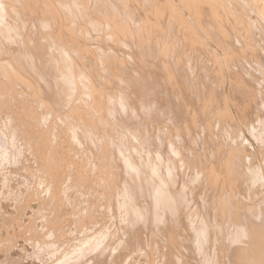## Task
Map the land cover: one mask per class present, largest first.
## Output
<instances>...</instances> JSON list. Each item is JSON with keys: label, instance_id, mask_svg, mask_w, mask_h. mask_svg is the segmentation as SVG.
<instances>
[{"label": "bare ground", "instance_id": "6f19581e", "mask_svg": "<svg viewBox=\"0 0 264 264\" xmlns=\"http://www.w3.org/2000/svg\"><path fill=\"white\" fill-rule=\"evenodd\" d=\"M179 1L195 15L202 12L211 23L209 22L207 26L206 21L201 22V27L205 30H208L209 26L215 29L219 41L233 39L234 33L230 28V23L225 20L218 22L215 11L205 4V1ZM4 2L0 0V52L9 51L10 57L6 61L0 60V94L2 91L3 93L8 92V96L0 97V105L6 108L4 102L9 95L13 94L9 90L20 85L26 88L24 90L20 86L25 92H23L24 95L21 97L23 99H20V103L26 99L25 95L32 92V98L36 99H33L34 104L43 106L50 104L52 109L58 110L63 107L68 98L76 97L77 90L82 92L84 89L83 92L90 91L92 95L81 97L79 102L81 103L80 111L90 112V116L84 117L83 113L72 115L71 119L77 123L81 120L78 123L80 128H77L74 133L68 132L69 134L62 138L46 134L42 126L35 124L36 116L30 112L26 125L29 131L23 128L22 130L13 128L14 116L12 118L10 114L4 115L2 121L0 117V167L5 169V173L2 172L3 169H0V194L11 193V196L7 197L14 200L19 193H22L21 187L25 183L27 188L23 196L29 200L23 204L28 205L27 202L32 200L35 204L36 202L39 204L41 211L47 213V210L52 211L51 207L54 208L53 203L54 205L60 203L65 197V194L60 191L66 188L62 189V184L60 187V179L57 176H63L67 169L70 172L79 167L80 170H75V172L80 177V171H84L85 175L89 173L90 177L97 176V181H94L96 177L94 179L91 177V179L101 186L99 189H102V192L99 196L109 210H106L105 214L112 215V217L119 216L120 213L125 214V216L117 217L118 220L115 218V223L112 225L116 226V230H113L114 233L111 231L113 235L109 233L108 228H105L108 235L102 234L104 230L92 233L93 229L81 225V217L87 213L91 214L88 207L89 202L87 203L89 209L86 207L77 209L75 212L80 204L77 201V195H72L71 199L65 197L71 204L70 211L72 212L70 213L75 223L73 227L78 231L71 234L70 227L64 226L66 223L56 224V219L53 218L54 222L51 221L53 224H48L49 219L46 218L45 213L43 215L40 213L41 216L39 215L36 219L34 217V220L29 218L31 222H26L29 224L26 226L25 233L28 232L32 237L30 239L32 242H29L34 250L33 255L31 254L33 259L30 255L32 261H37L38 264H127L126 256L129 252L140 250L145 254L144 256L148 257L149 264H154L155 261V264H264V188L262 190V187L257 186L253 181L254 173L259 174L258 165L254 163V169L237 165L239 159L238 157L235 159V156L226 160L223 146L227 145L228 141L219 137L210 138L211 136H223L224 129L228 127L225 126L227 111H218L226 107L228 102L234 104L239 113L238 116L245 121L252 112L255 114V111H258L260 124L264 126V71L252 72L249 79L251 80L250 88H247L248 86L239 81L245 75L238 69L236 62L219 61L214 67L213 65L205 66L197 57L194 40L189 39L192 57H189V61H184L177 53L179 51L176 49V42L171 40L173 46H169L168 39H164L163 36L157 38L161 35L157 31L143 33L140 31L139 35L135 31L130 35H124L126 33L123 29L125 25L127 27V20L120 18L121 24H117V27L123 37H118V34L111 35L109 29L99 31L93 22L95 21L93 17L98 16L95 15L94 8L103 20H110L114 15L124 11L125 6L131 3L140 13L148 10L142 7L147 2L145 0H90V2L87 0H50V4L56 7L55 14L44 16V22H38L45 25V30L43 29L45 34L40 36L41 39L43 38L41 42L38 29H42V26L37 28L35 36L33 33L35 22L40 19L33 18L41 17V13L36 9L37 0H21L23 7H19V10L20 4L17 6L16 2H11L17 10L13 9L14 7L8 10ZM26 2L31 5L25 4ZM247 4L252 9L258 8L264 14V0H249ZM25 5L31 6L30 9ZM173 10L175 9L172 8L171 11ZM127 13H129L128 10ZM152 13L160 17L157 18L159 22L165 21L156 10L153 9ZM238 15L240 16L241 13ZM22 16L29 20L23 19ZM150 18L148 19L151 22ZM155 22L154 24L158 25V22ZM162 23L158 27L160 31L166 27L165 22ZM62 24L63 26L68 25L63 27ZM168 49H171L170 54L164 58L162 52ZM82 57L89 61H86L88 63L85 67L81 66L82 64L79 66ZM186 62L189 63V67ZM206 69L209 70L207 74ZM222 69L228 72L226 78L221 77ZM215 71L222 79H217V81L215 79V84L209 86L211 80H208L210 78L208 74L215 75ZM231 74H236L237 77ZM227 82L230 85L228 93L223 92ZM99 85L102 89L108 88L111 91L110 94L105 95L103 106L105 115L114 122L111 124L113 128L111 136H94V125L100 130L105 122L102 120L103 115L94 113L97 108L95 104L102 101L101 94L94 95L93 93V89H98ZM235 89H237V95L232 97L230 94L235 92ZM120 90L126 93L129 91L131 105L138 111V115L127 107V101L123 100L122 96H115ZM151 91L156 94V103L153 100L150 101ZM147 92L149 94L144 101L146 103L139 104ZM190 103L197 105L199 110ZM144 104L151 107L145 113L140 110ZM157 105L160 109L157 114L162 115L160 123L163 127L169 128V135L148 124L146 116L153 111L157 112L155 111ZM189 106L195 108L192 109L194 112L189 111ZM8 108L6 113L11 109ZM195 110H198L197 115ZM41 115L45 118V115ZM189 115L193 120L189 118ZM9 118H12V123ZM15 118L17 123L20 119ZM123 121L133 124L139 134L144 135L145 133L147 136L134 138L122 136L114 126ZM19 126L17 127L20 128ZM81 127L87 131L82 132L83 136H80ZM190 130L195 136L190 139H195L194 146L201 151V154L196 156L201 161L204 158L205 163L206 161L212 163L213 166L209 169L196 168L195 161L193 164L195 169L192 171H189L190 168L180 167L183 166L180 164L181 157L183 161L186 160L185 163L189 162L187 160L189 149L186 142H189V134L192 135ZM183 136L187 139L185 137L183 139ZM63 141L65 145L60 147ZM72 141L77 143L76 147ZM59 148H63L62 152ZM181 151H183L182 154ZM193 152L191 151L190 155ZM26 154L35 159V164L32 159L29 161V156L24 157ZM64 160L67 161L64 166L66 170L59 172L58 170L62 168L60 164L63 165L61 162ZM72 160L77 165L71 163ZM59 161L60 164H58ZM190 162L188 164L192 163ZM21 170L25 172L27 178L23 177L19 180L21 186L14 185V182L12 184L15 177L12 178L11 173L15 175ZM186 170L189 171L187 174ZM201 175L203 176L200 177ZM15 176L17 178V175ZM183 177L184 180H182ZM84 179L81 178L82 181H85ZM80 181L76 189L82 193L81 190L84 188ZM34 191L40 194L45 192L46 196L41 198L33 195L36 197L32 198ZM255 193L260 194L259 197ZM26 194H29L32 199L30 200ZM128 195L134 201L130 207L121 199L127 201ZM258 198L263 201L256 204ZM21 200L26 199L22 197ZM13 203L15 204V200ZM49 205L52 206L49 207ZM27 208L31 212L30 207ZM194 208L197 209L195 219L192 214ZM87 217L89 218V215ZM37 219L39 223L35 221ZM2 228L5 231V227ZM39 231L42 234L37 237ZM11 234L13 233L10 232L9 236ZM46 234L50 236V239L42 240L41 237ZM76 234L82 237L79 238ZM10 241L12 244L11 239ZM5 243L6 241L3 247L0 244V251L5 247ZM10 247L12 246L8 244L7 248ZM4 252H7L6 249ZM0 264H7L6 259Z\"/></svg>", "mask_w": 264, "mask_h": 264}, {"label": "rangeland", "instance_id": "374dc122", "mask_svg": "<svg viewBox=\"0 0 264 264\" xmlns=\"http://www.w3.org/2000/svg\"><path fill=\"white\" fill-rule=\"evenodd\" d=\"M2 1L3 2L5 1L4 4H5L6 8L7 9L9 8L10 10H12L11 7L12 8L14 7V5H11V2L12 3L16 2L17 6H18V4L21 5V0H9V1L8 0H2ZM145 1H147V2L145 5H142V7L144 9H148V10H144L143 12L140 13V12H138L137 8L131 3L130 5L125 6L126 9L124 11L119 12V14L114 15L113 17L110 18V20H103L99 16L97 9L94 8V10H96L95 15H98V16L93 17V19L95 20L93 22L97 25V28L99 29V31L102 29L103 30L109 29V30H111V35L114 36V34L115 35L118 34L117 35L118 37L119 36L123 37V34L119 33V31H118L119 29L117 27V24H121L120 18L127 20V22H126L127 27L125 25L124 29H123V32L126 33L124 35H130L131 32H135V31H137L138 35H139L140 31L142 33L143 32H156L157 31L158 34H161L160 36H157V38L159 39L160 37L163 36L164 39H168L167 44L169 46H173L172 41L176 42V44H177L176 49L179 51L177 53L181 57V59H183L184 61H186V60L189 61V57H192V55H190V52L192 50L189 49V39L194 40V42H195L194 46L197 49V51H196L197 57L199 60H201V62L205 66L208 67L210 65H213V67H214V66H216L217 62H219V61L224 62V63L225 62H233V61L236 62V65L239 67L238 69L245 75V77L239 81H241L243 85L248 86L247 88H250L249 83L251 82V80H249V79L252 76L251 73L252 72L256 73L257 71L258 72L264 71V68H263V66H264V14L258 8L252 9L251 7H249V5L247 4L249 0H202V1H205L206 2L205 4L212 7V9L215 11V13H216L215 15L217 16L218 22L221 20H225L227 23H230V25H231L230 28H232V32L234 33L233 39L231 38L230 41H228V40H220L219 41L218 40L219 36H217V31L215 29L211 28L210 26L208 27V30L207 29L205 30L204 27H201V22L204 23L205 21H206L205 24L207 23L206 25L208 26V24L210 22L209 19L206 18V16L202 12L197 13V15L193 14L189 9H186L185 6H183L179 0H145ZM87 2H90V0H87ZM25 4L31 5V3H27V2ZM20 5L18 6V10H19V7H23V5H21V6ZM8 6H10V7H8ZM179 6H181L182 8ZM25 7L30 9L31 6L25 5ZM55 8L56 7H53V4H50V0H37L36 9L39 13H41V17L37 16V17L33 18V19L40 18L37 20V22H35V30L33 33L35 36V34H37V33H35L37 28L38 27L41 28V26H42V29H38L39 30L38 36H39L40 42L43 40V38L41 39L40 36L45 34V33H43V29L45 30V25L44 24L41 25L42 23L39 24L38 22L39 21L44 22V20H43L44 16H48V15L50 16V14H52V15L55 14L54 13ZM172 8L175 10L171 11ZM13 9L17 10L16 6ZM153 9L156 10L157 12H159V14L161 15V18H163L165 20L164 22L166 25L165 28H167L166 30H165V28L161 27L162 31H160V28H158L159 25L162 23V21L159 22V20L157 18H160V17H157L152 13ZM127 10L129 11V13H127ZM238 13H241V15L239 16ZM34 14H35V12H34ZM22 15L24 16V14H22ZM23 16H22V18H23ZM153 16H154V18H153ZM150 17H152L153 20ZM24 18L28 19L27 17H24ZM148 18L151 19V22L149 21ZM205 19H207V20H205ZM21 21H23V20H21ZM155 21L158 22V25ZM232 21H233V23H231ZM154 22L156 24H154ZM67 25L68 24H65L63 26V24H62L63 27H65ZM43 26H44V28H43ZM59 26H61L60 23H59ZM63 27H61V28H63ZM124 37H126V36H124ZM167 37H169V38H167ZM33 40H34V37H33ZM196 42L198 43V45H197L198 47L196 46ZM5 46L7 48H9L7 44H5ZM194 46H191V47H194ZM183 47H186V48H183ZM205 48H207V50ZM172 50L174 51L175 49H172ZM170 51H171V49H168L166 52H162V56H164V58H166L167 56H169ZM208 54H213V55H208ZM9 57H10L9 51L0 52V60L6 61V60H8L7 58H9ZM215 59L217 61H215ZM86 61H88V59H85L82 57L81 61L79 63V66H80V64H82L81 66L85 67L86 64L89 62V61L88 62H86ZM210 63H212V64H210ZM186 64L189 67V63L186 62ZM79 72H81V71H79ZM208 72H209V70L206 69V74ZM220 73H221L222 78H226V75H228L227 70L222 69V72L220 71ZM231 75H236V74H231ZM208 76L210 77L208 80H211V83L209 84V86H213L215 84V79H216V81H217V79H222L219 77V74L216 71H215V75L213 73H211V75L208 74ZM236 77H237V75H236ZM77 78L79 79V76ZM20 86H15L11 90H9L13 94L9 95L10 98L8 97V99L5 100L4 104H6V108H5V106L3 107V105L2 106L0 105V107H1L0 110L3 108V110L0 111L1 112L0 113L1 114L0 115L1 121H2V119H4V115L10 114V117L12 116V118H13V116H14V118L15 117L18 118V116L20 114H22V112L24 111L23 112L24 114L19 116L18 119H20V120L17 123H16V121H17L16 118L15 119L13 118L15 123H12V121H13L12 118H9L10 122L13 124V128H17L18 130L19 129L22 130V128H23V130L27 129L29 131V129L27 128L28 126H26V125L28 123L27 118L29 117V115L31 113V114H34L36 116L35 124L42 126V128L46 134H48L49 136H58V137L61 136V138H62L63 136H67V134H69L68 132L74 133V132H76L77 128H80L78 123H80L81 120L77 123L76 121L71 119L72 115L76 116V115L83 113L84 117L90 116V112L80 111L81 110V103H79L81 97L85 98L88 96V94L91 97L92 93L90 91L89 92L85 91L86 92L85 93V92H83L84 89H82V92H79L77 90L76 97L75 98H68L67 102L63 105V107H61L60 110H58V109H52L50 104L44 105V106L41 104H39V105H37L36 103L34 104L33 99L34 100H36V99L32 98V96H33L32 92H29L28 95H25L26 99L22 103H20L21 102L20 99H23L21 97L25 93L23 91L24 87L21 86V87H23L21 89ZM229 86L230 85L227 82V86L225 85V91H223V92L228 93L230 91ZM101 87L102 86L99 85L98 89H93L94 95L101 94L100 98L102 99V101H99L96 103L97 105L95 104V106H97V108L95 107L96 111L94 113L97 115H103L102 120H105V122H103L104 127L100 130H98L96 128V126L94 125V136H111V132L113 130L111 124H113L114 122L111 118H108V116L105 115V112L103 110L104 109L103 106L105 105V100H104L105 95L110 94L111 91L108 88L102 89ZM166 89H167V87H166ZM24 90H26V88H24ZM118 92L119 93L115 96H122L123 100L127 101V107L132 112H135V114L138 115V111L133 109V107L131 105V99H129V96H128L129 91H127V93L124 92L123 90H120ZM148 94H149V92H147L143 101H141L139 104L146 103L144 101L148 98ZM111 95H112V93H111ZM230 95L232 97L236 96L237 95V89H235V92H232ZM4 96H8V92L3 93V91H2L0 94V97H4ZM143 96H144V94H143ZM155 96H156V94L151 91L150 97H149L150 101L153 100L156 103V97ZM263 96H264V94H263ZM11 98H13V99H11ZM263 99H264V97H263ZM18 100H20V101H18ZM12 102H13V104H12ZM192 105L196 109L199 110V108L196 107L197 105L191 104V106ZM191 106H189V111L191 110L194 112V110H192V109H195V108H193ZM8 107H10L11 109L8 110L9 111L8 113H6L7 109H9ZM263 107H264V105H263ZM148 108L150 109L151 107L145 106V104H144V106L140 107V110H141V112L145 113L146 111H148ZM202 108H203V106H202ZM4 109H6V111ZM204 109H205V107H204ZM159 110L160 109L158 108V105H157V108L155 110L157 112L153 111V112L149 113V116H146L148 118V124H149V126L153 127L154 129H160V130H162V132L164 131L165 133L167 132V134H168V133H170L168 130L169 128L163 127V125H161V123H160V117L162 115L157 114L159 112ZM198 110H195L196 115H197ZM207 110H208V107H207ZM222 110L227 111V115H226L227 124L225 126H228V127H226L224 129L223 136H211L210 138L211 139H214L217 137H219L220 139L224 138L225 140H227L229 142V143L227 142V145L223 146V148H224L223 152H224V155L226 157V160L227 159L230 160V157H232V156H235V159L238 157L239 160L237 162V165L240 164V165H243V167H248V168L251 167V169H254V163H256L258 165V168H259V174L254 173L253 181L255 184H257V186H261L262 190H263V188H264V126H262L260 124L261 120L259 121V114H257L258 111L257 112L255 111V114H253V112H252L250 114L252 117L248 116L247 121H245L244 119H242L241 117L238 116L239 113H237V110L234 107L233 103L228 102L226 107H224L223 109H220L218 111L222 112ZM192 113H191V115H193ZM41 114L45 115V118ZM191 115H189V118H191L193 120ZM24 117L26 118V120ZM5 119H6V117H5ZM21 119H24L23 121L24 122L27 121V122L23 123V121ZM191 119H189V120H191ZM84 120H87V118H84ZM16 125L17 126L21 125V126H19L20 128H18ZM194 126L195 127L197 126L196 122L194 123ZM114 127H116L117 130L119 132H121L120 134L122 136H131L133 138L139 137V136H147L145 133H144V135L139 134L138 130L133 126V124H130L128 121L127 122L123 121L121 124L116 123V125ZM81 128H82V131L80 132V136H83L82 132L83 131L87 132V131L84 127H81ZM189 128L191 129V127H189ZM192 130H193V128H192ZM190 132L192 133V135L189 134L190 135L189 136V142H186V143H188L187 147L189 149V156H188L189 159H187V160L189 162L191 161L192 163L190 162L191 164H188L189 162L185 163L186 160H184V161L182 160L181 154L184 151L183 150V151H181V154L179 155L181 157L180 164H183V166H180V167H186L187 169L190 168L189 171H192L193 169H195L194 166H196V168H201L203 170L205 168L209 169L210 166H213L212 163L210 164L207 161L205 163L204 158H202L203 161H201L200 158H198L199 154H201V151L197 147H196L197 148V150H196V148L194 146L195 145L194 144L195 139L191 138L193 141L190 139V137L195 138V136L193 135V131L190 130ZM84 136H86V134H84ZM148 136H150V135H148ZM184 137L186 138V136H183V139H184ZM72 144L74 145V147L77 146L76 145L77 143H75V141H72ZM64 145H65V142L63 141V143L60 145V147H62ZM59 149H60L59 151L62 152L63 148H59ZM192 149H195V150H192ZM191 151H194L193 153H195V155H192L193 153L190 155ZM196 155H198V156H196ZM25 156L27 157L29 155L26 154V155H24V157ZM179 156H177V157L179 158ZM29 158H30L29 161L32 159V162H34V164H35V159L31 156H29ZM66 162L67 161L64 160V162H61L63 165H61L60 161H59L58 164H60V166L62 167L61 169L59 167V169L61 170V171L58 170L59 172L66 170L64 167ZM71 163L76 164V162H74L73 160ZM194 163H195V165L193 166ZM176 164L178 165V163H176ZM187 164H188V166H187ZM207 165H208V168H207ZM63 167H64V169H63ZM56 168L58 169V166H56ZM0 169H1V167H0ZM2 169H1L2 172L5 173V169L4 168H2ZM75 170L76 171L80 170V168L76 167ZM75 170L74 171L72 170L69 172V170L67 169L66 171H64L65 173H63V176H57V178L60 179L59 180L60 187L63 185L62 189L66 188L64 190H61L60 193H64L65 195L64 194L63 195L67 198H70V199L72 198V195H77V199H78L77 201H79L80 204H78L77 208L75 209V212L77 209H82V208L85 209L87 207V203L89 202L88 207L90 209L88 207H87V209H89V211H91V214L87 213L85 215L86 217L85 216L81 217V220H82L81 225L82 226L89 227L90 229H93L92 233H96L100 230H104L102 232V234L105 235V234H107V229L105 230V228H108L109 233H112L113 230L114 231L116 230V226L112 225L113 223H115V218H116V220H118L119 218H117V217H120L121 215L125 216V214L120 213L119 216L116 215L113 217H112V215L109 214L113 219L109 218L110 216L105 214V211L108 210L107 209L108 206L105 205L106 203L104 201H102L100 199V196H99L102 192L101 191L102 189L101 190L99 189V187L101 188V186L98 185V183H94V181L98 180L97 176H91V177H93V179L96 177L93 181V179H91L89 173H88V175H85L86 173H84V171H80L81 172V177H80L79 174L75 172ZM189 171H187L186 174ZM66 172L70 173V174L68 175ZM71 172H73V173H71ZM18 173H19V175H18ZM18 173L15 174V175H17V178L13 174V172L11 173V177L16 178V179L13 178V181L11 183L12 184L15 183L14 185L18 184L19 186H21L19 180H21L23 177L27 178V176L23 170L18 171ZM56 173H58V172L56 171ZM213 173H210V174H213ZM66 174H67V176H66ZM0 175H1V171H0ZM20 176H21V178H20ZM85 176H87L88 178L90 177V178L88 179ZM202 176L203 175H201L200 177H202ZM83 177L86 178L87 180H85ZM81 178H82V180L84 179L85 181H82ZM90 180H92L93 182ZM182 180H184V177L182 178ZM15 181H17V182H15ZM64 181H65V183H64ZM78 181L83 183V184H81L84 188V190H81L82 193H80V191H78L76 189ZM24 184L21 187L22 193H19V196L15 197V199H14L15 204L13 203L14 200H12V198L11 199L8 198L9 196H11L10 195L11 193L8 195L0 194V195H2V196H0V199H2V200H0V207H1L0 208L1 209L0 210V219L3 218L2 220L6 222V223H4L2 220H0V225L2 227H5L4 230L6 231V233H5V231H3V228L0 226V236H2V237H0V240H2V241H0V244L2 245V247L4 245L3 243L6 241L5 247L3 248V250L1 249L2 252L0 251V262H3V260L6 259L7 264H38L37 261L36 262L34 260H33L34 262L32 261V259H33L32 255L34 252V250H32L33 246L30 244L32 242V240H30V239H32V237H31V235L28 234V232L26 234L25 231H26V226L31 222L30 221L31 219H33L34 217H35L34 219H36L39 215L41 216L40 213H42V215L45 213L43 210L42 211L40 210L41 208L39 207V204L36 201H35L36 202V204H35L34 202H32L31 199L35 198L36 196H40L41 198H43L44 196H46V194H44L45 192L40 194V192L34 191V193H36V192L37 193L36 194L33 193L31 195V197L33 195H36V196L35 197L33 196L32 198H30L29 194L28 195L26 194L28 196V198H30L31 203L27 202V203H29L28 205L26 203L23 204V202L29 200V199H27V197L24 198V196H23L24 190L27 188ZM85 190H86V192H85ZM96 190L99 192H97V193L94 192ZM83 192H84V194H83ZM89 192H90V194H89ZM91 192H93V193H91ZM38 194H40V195H38ZM255 194L258 197L260 195L258 193H255ZM66 195H68V196H66ZM86 196H87V198H86ZM22 197H23V199H26V200H21ZM65 197L63 198L62 202H60L61 204L60 203H57V204L55 203V205H54V203L52 204L54 206V208L51 207L53 212L51 210H49V212H48V210H47V213H45L44 215L46 216L47 219L50 220V221L48 220V224L51 223V225H52L55 219H56V221H55L56 224H59V223L62 224L63 223V225H64V223H66V225H64V226L70 227L71 234H73V233H76L78 231V229L73 227V225H75V223L73 222L74 217H72L71 213H70V212H72V211H70L71 210L70 209L71 204H70V202H68L65 199ZM3 198L4 199L7 198L6 201ZM86 199H89V200H86ZM121 199L123 200V202L128 207H130L131 204H134V201L131 200V197L129 195L127 197V201H125L123 198H121ZM81 200H84V201L82 202ZM262 201H263V199L258 198L256 204H258L259 202L261 203ZM10 202H11V204H10ZM16 203L18 206L16 205ZM12 204L14 206H12ZM34 204L38 205L37 207L39 209ZM52 205H49V207ZM60 205L62 207H60ZM63 205H65V206H63ZM224 206H225V204H224ZM27 207H30L31 212H30L29 208H27ZM32 207H33V209H32ZM246 207H247V205H246ZM225 208H226V206H225ZM21 209H22V211H21ZM32 210H34V211H32ZM17 211H19V212H17ZM12 212H13V214H12ZM24 212L26 213L25 215L23 214ZM82 212H84V211H82ZM245 212H246V210H245ZM19 213H20V215H19ZM33 213H34V215H30ZM1 214H3V215H1ZM51 214H53V215H51ZM192 214H194V219H195V216L197 214L196 208H194ZM224 214H226V212ZM50 215H51V218L49 217ZM88 215H89V218L87 217ZM1 216H3V217H1ZM106 216H108V217H106ZM189 216H190V212H189ZM19 217L21 218V220ZM29 218H30V220H29ZM11 219H12V221H11ZM33 220H32V222H33ZM52 220H53V222H51ZM62 220L64 222H62ZM35 221H37V223H39L38 219ZM110 221L111 222L113 221V222L110 223ZM16 222H17V224H16ZM26 222H29V223L26 224ZM22 226H24V227H22ZM15 227H16V229H15ZM70 229L67 228V230H70ZM9 231L11 233H13V234H11L13 237L11 235H10L11 237L9 236V234H10ZM50 232H51V230L48 231V234ZM82 232H84V229H82ZM113 233H112V235H113ZM41 234H42L41 231L37 232V235H38L37 237H40ZM76 235L79 238L82 237V236H80V234H76ZM4 237H6V238H4ZM3 239H5V241ZM10 239L12 240V244H11ZM23 239H25L26 241H24ZM41 239L42 240L44 239L47 241L50 239V236L49 235L47 236V234H46V236L45 235L42 236ZM8 244H10L12 247L7 248ZM4 249H6L7 252H4ZM8 249H9V251H8ZM74 251H76V250H74ZM130 252H129V255L126 256V259H127L126 263L128 262L127 264H134V262H135V264H149V262H147V261H149L148 257L144 256L145 254L142 253L140 250L139 251L138 250H136V251L131 250ZM141 253H142V255L143 254L144 255L142 256ZM30 255H31L32 259L30 258ZM156 257L158 260V256H156ZM136 261H138V262H136ZM117 262H118V260H117ZM155 262H154V264H155Z\"/></svg>", "mask_w": 264, "mask_h": 264}]
</instances>
